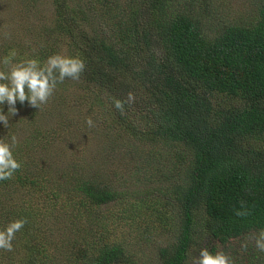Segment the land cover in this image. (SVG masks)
Returning <instances> with one entry per match:
<instances>
[{
  "label": "trees",
  "instance_id": "trees-1",
  "mask_svg": "<svg viewBox=\"0 0 264 264\" xmlns=\"http://www.w3.org/2000/svg\"><path fill=\"white\" fill-rule=\"evenodd\" d=\"M43 1L0 0V55H79L86 67L0 126L22 162L0 181V229L28 221L0 264H137L130 249L164 218L173 240L156 262L185 264L197 229L222 246L264 229V0L212 32V0H47L45 18ZM90 132L121 148L118 168L90 174L84 144L60 146ZM245 256L235 264H264Z\"/></svg>",
  "mask_w": 264,
  "mask_h": 264
},
{
  "label": "clouds",
  "instance_id": "clouds-1",
  "mask_svg": "<svg viewBox=\"0 0 264 264\" xmlns=\"http://www.w3.org/2000/svg\"><path fill=\"white\" fill-rule=\"evenodd\" d=\"M85 61L79 55L54 53L45 60L36 57L21 56L16 48H11L6 54L0 55V126L7 127L9 114L11 118L17 114V102L39 110L48 104L54 96L59 84L65 79L79 80L85 70ZM5 68L7 70H5ZM134 99L131 94L128 100ZM7 111H4V105ZM115 108L123 110L124 101L115 100ZM88 126H93L91 118L86 120ZM19 141L16 135L8 139L0 138V181L13 178L21 169L22 162L17 159L15 149ZM237 216L247 215L246 211L237 210ZM27 218L9 221L0 229V249L13 251V241L18 233L27 224ZM247 248V244L242 245ZM255 247L264 252V229L259 230L255 237ZM193 264H233V261L223 252L215 254L207 248L199 249L198 255L192 257Z\"/></svg>",
  "mask_w": 264,
  "mask_h": 264
},
{
  "label": "rangeland",
  "instance_id": "rangeland-1",
  "mask_svg": "<svg viewBox=\"0 0 264 264\" xmlns=\"http://www.w3.org/2000/svg\"><path fill=\"white\" fill-rule=\"evenodd\" d=\"M212 2L213 4H210V0H208L210 7L207 10L210 12L206 17L207 31L209 30L210 32L214 31L217 26H222L224 24L246 23L250 18L257 15L256 10L261 0H212ZM40 8L42 9L41 11H43L42 17H48L47 0L43 1ZM33 19L36 20L35 18ZM13 27H15V25ZM223 102H226L223 98L212 99L214 107L220 106V103ZM82 135L83 133H76L70 143L66 142L63 144V142H61V145H59L61 147H67L76 145L82 146L84 144L87 149L85 158L87 162L85 161L84 169L89 171L90 174H94L102 165L104 168H118L117 160L115 159L114 161L113 158H115L117 153L121 150L120 147L114 150H112L114 147L113 145L108 147V149L102 148L104 139L102 133L99 132H90L89 134ZM162 149L167 150L165 148ZM61 150L63 151L62 157L64 159L67 158L68 152H64L63 148ZM58 155H61V152H58ZM67 159H69V156ZM155 224V229L152 228L146 232L142 236L143 238L130 249L131 251H136L140 257L137 264H157L158 248L166 245L168 241L173 240V232L171 228L168 229L170 226L167 225V218L163 220L159 219ZM258 232L259 231L253 232L244 240L232 243V246H230V244L222 246L217 242H210L209 237L201 234V231L197 229L195 240L185 264H193L192 257L197 256L201 248H207L213 254L217 251H223L233 261V264H235L237 258L240 259V262L242 260L246 261V253L249 256H254V258L255 255L261 256L264 252H259L255 247V237ZM243 244H247L246 249L242 247ZM211 248H213V250H211ZM245 263L246 262H243L242 264Z\"/></svg>",
  "mask_w": 264,
  "mask_h": 264
},
{
  "label": "bare ground",
  "instance_id": "bare-ground-1",
  "mask_svg": "<svg viewBox=\"0 0 264 264\" xmlns=\"http://www.w3.org/2000/svg\"><path fill=\"white\" fill-rule=\"evenodd\" d=\"M248 18V17H247ZM250 21V20H249ZM227 26H228V24H227ZM241 96V95H240ZM228 99V98H227ZM217 100V99H216ZM223 105V104H222Z\"/></svg>",
  "mask_w": 264,
  "mask_h": 264
}]
</instances>
